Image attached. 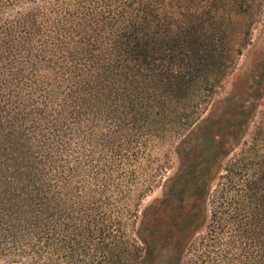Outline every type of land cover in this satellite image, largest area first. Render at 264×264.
<instances>
[{"label": "trees", "instance_id": "1", "mask_svg": "<svg viewBox=\"0 0 264 264\" xmlns=\"http://www.w3.org/2000/svg\"><path fill=\"white\" fill-rule=\"evenodd\" d=\"M234 23L197 0H0V264H264V144L238 152L264 57L208 100Z\"/></svg>", "mask_w": 264, "mask_h": 264}, {"label": "rangeland", "instance_id": "2", "mask_svg": "<svg viewBox=\"0 0 264 264\" xmlns=\"http://www.w3.org/2000/svg\"><path fill=\"white\" fill-rule=\"evenodd\" d=\"M197 7L200 11L207 9L215 14L218 12L220 16H229L232 22H235L231 28L239 31V37L232 44L243 50L237 58L235 69L224 77L222 83L216 87L214 94L209 97L211 105L218 98L231 97L239 83L245 81L255 62L260 57H264V0H197ZM258 138L262 140L260 144L263 146L264 98L245 139V144L238 152L252 146ZM262 149L264 150V148ZM154 156L159 158V163H155V167L168 161L167 171L164 172L165 176H170L177 169L178 157L172 143L161 146L156 150ZM161 192V188H156L147 198L145 204L160 196Z\"/></svg>", "mask_w": 264, "mask_h": 264}]
</instances>
